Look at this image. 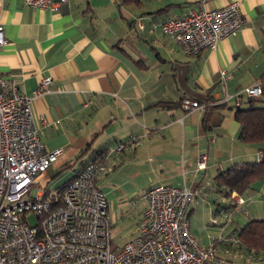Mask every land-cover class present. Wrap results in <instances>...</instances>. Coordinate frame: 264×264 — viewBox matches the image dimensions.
<instances>
[{
	"label": "crops",
	"instance_id": "obj_1",
	"mask_svg": "<svg viewBox=\"0 0 264 264\" xmlns=\"http://www.w3.org/2000/svg\"><path fill=\"white\" fill-rule=\"evenodd\" d=\"M231 2H238L244 24L214 48L187 54L160 28L168 17ZM0 23L7 38L0 48L1 74L26 94L50 77L49 90L31 107L45 148H61L53 164L62 178L53 186L39 184L56 190L96 150L123 144L95 176L110 224L111 201L126 196L133 205L142 202L137 226L146 191L159 183L196 190L187 208L195 239L220 218L227 219L222 231L234 222L235 237L248 220L264 218V178L238 194L240 204L213 184L219 170L255 161L260 151L238 138L233 95L241 93L240 106L247 107L244 90L264 72V0H67L58 10L0 0ZM225 94L230 98L224 102ZM183 97L204 105L187 111ZM202 153L205 165L198 168Z\"/></svg>",
	"mask_w": 264,
	"mask_h": 264
},
{
	"label": "built area",
	"instance_id": "obj_2",
	"mask_svg": "<svg viewBox=\"0 0 264 264\" xmlns=\"http://www.w3.org/2000/svg\"><path fill=\"white\" fill-rule=\"evenodd\" d=\"M66 1L24 0L28 6L51 10ZM243 24L238 2H231L168 17L160 28L193 55L214 48L220 38L235 34ZM6 43L0 23V48ZM224 75L223 71L222 79ZM49 83L50 77H44L26 94L0 72V264H229L216 254L214 238L202 246L190 233L187 208L196 190L187 185L149 187L138 236L113 245L108 202L95 176L103 172L108 154L121 150L123 144L98 154L56 190L36 181L61 152V148H45L31 107L36 96L49 90ZM244 92L257 97L261 89L256 84ZM233 97L239 105L242 94ZM229 98L225 94L222 101ZM180 105L192 111L204 104L183 97ZM205 157L199 155L198 168L204 167ZM30 214L35 215V224L30 223Z\"/></svg>",
	"mask_w": 264,
	"mask_h": 264
},
{
	"label": "trees",
	"instance_id": "obj_3",
	"mask_svg": "<svg viewBox=\"0 0 264 264\" xmlns=\"http://www.w3.org/2000/svg\"><path fill=\"white\" fill-rule=\"evenodd\" d=\"M132 1L138 0H123L126 3ZM258 84L261 89L260 95L250 97L247 107L235 105L234 117L240 126L238 138L245 143L256 144L260 149L261 158L255 161L236 162L216 173L213 184L218 191L229 197L232 192L243 193L254 182L264 178V72L260 74ZM160 105L171 106L172 104ZM95 152L98 155L103 151ZM95 158L96 156L93 157ZM237 239L250 251L264 252V218L248 220L239 227Z\"/></svg>",
	"mask_w": 264,
	"mask_h": 264
},
{
	"label": "rangeland",
	"instance_id": "obj_4",
	"mask_svg": "<svg viewBox=\"0 0 264 264\" xmlns=\"http://www.w3.org/2000/svg\"><path fill=\"white\" fill-rule=\"evenodd\" d=\"M58 168L51 163L45 169V176L43 178L40 175L36 176V180L40 183L48 184L53 186L62 176H57ZM56 177V178H55ZM55 178V179H54ZM102 184V183H101ZM236 197L242 198L235 192L230 195L231 200L233 199L237 204L242 203L238 201ZM119 203L114 200L111 201V227H110V238L114 246H121L125 242L132 240L138 236V229L136 226V215L140 211V204L142 202H137L134 205L131 203L130 197H123L118 200ZM118 205V206H117ZM240 208V207H238ZM236 215H241L242 211L238 209ZM234 207H232V211ZM236 210V211H237ZM236 215H232L236 217ZM231 216H229L230 218ZM31 224H35L37 219L34 214H30L28 217ZM235 219V218H234ZM227 219L220 218L219 225L210 224L208 228L201 231V234H196V239L200 243H205L208 238L215 239L216 254L227 261L229 264H262L264 262V252L262 251H252L250 252L247 248L243 247L240 241L235 237L232 223L227 225V228L222 231L221 225L226 222ZM217 221V220H216Z\"/></svg>",
	"mask_w": 264,
	"mask_h": 264
}]
</instances>
